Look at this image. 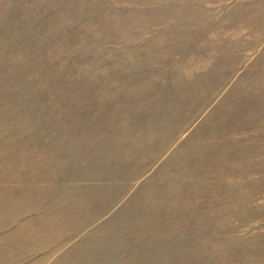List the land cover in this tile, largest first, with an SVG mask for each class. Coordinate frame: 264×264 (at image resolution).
<instances>
[{"label": "rangeland", "instance_id": "374dc122", "mask_svg": "<svg viewBox=\"0 0 264 264\" xmlns=\"http://www.w3.org/2000/svg\"><path fill=\"white\" fill-rule=\"evenodd\" d=\"M0 264H264V0H0Z\"/></svg>", "mask_w": 264, "mask_h": 264}]
</instances>
